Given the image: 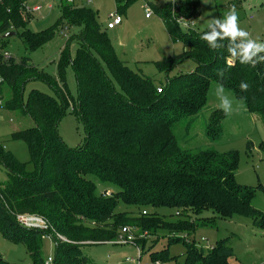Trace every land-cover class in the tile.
I'll return each instance as SVG.
<instances>
[{
  "label": "trees",
  "instance_id": "1",
  "mask_svg": "<svg viewBox=\"0 0 264 264\" xmlns=\"http://www.w3.org/2000/svg\"><path fill=\"white\" fill-rule=\"evenodd\" d=\"M28 1L0 0V40L23 30L24 43L34 51L65 26L80 30L61 52L56 77L40 71L28 57L14 61L6 53L0 54V101L5 98V89L10 91L0 110L19 112L35 123V127L12 135L27 144L33 172L0 145V162L8 173L7 182L0 187V231L4 238L24 244L31 264H46L42 249L46 235L56 245L53 264H88L82 253L83 242H113L123 228L134 227L139 241L136 244L143 249L146 239L138 237H159L160 232H166L168 246L179 242L186 246L184 264H229L234 257L230 238L217 241L211 249H199L187 238L199 228L208 227L210 221L233 216L248 218L254 227L264 230V212L253 206L255 191L236 180L238 152L186 149L179 143L175 127L206 108L211 80L223 83L244 103L247 112L264 123V62L255 68L238 61L229 65L225 49L213 51L200 39L204 32L182 31L172 19L170 2L150 4L172 41L184 46L181 54L157 62L158 71L169 74L187 59L196 64L194 72L176 76L159 91L153 79L120 60L93 10L63 5L54 26L31 33L26 29L32 18L25 15ZM115 1L122 15L138 0ZM200 3L182 0L180 4L186 10L182 15L186 19L195 17ZM73 40L80 45L74 58L68 49ZM69 66L77 80V99L67 84ZM221 69L225 73L222 81L217 76ZM33 81L49 85L54 96L32 90L26 98V87ZM241 81L250 85L248 91L241 92ZM71 106L87 135L85 145L78 149L68 147L58 132ZM226 117L222 110L213 111L206 128L210 141L221 139ZM261 149L264 152V143ZM98 184L104 191L111 189L112 195L103 197ZM119 203L137 211L117 212ZM160 208L175 210L178 219L152 212ZM18 215L42 216L52 228H24L17 222ZM151 258L155 263L177 259L169 257L168 247L152 252ZM0 264L9 263L0 258Z\"/></svg>",
  "mask_w": 264,
  "mask_h": 264
},
{
  "label": "rangeland",
  "instance_id": "2",
  "mask_svg": "<svg viewBox=\"0 0 264 264\" xmlns=\"http://www.w3.org/2000/svg\"><path fill=\"white\" fill-rule=\"evenodd\" d=\"M181 1L138 0L128 8L126 14H122L123 23L114 30L107 29V21L110 14L117 12L115 0H91L84 7L97 14L98 22L106 32L120 60L126 62L133 71L153 79L159 90L165 89L168 81L176 76L194 72L196 64L193 60L187 59L169 74L158 71L157 62L165 57L181 54L184 46L182 43L172 41L163 20L154 13L151 7H148L147 3L162 6L170 2L173 12L172 19L176 21L182 31H194L196 33L205 32L210 19L223 17L232 6H235L240 27L248 31L252 38L264 41V0H201L198 15L191 19H186L183 16L186 10L185 6L180 4ZM27 5L30 8L42 7L40 12L32 15L26 28L31 33H42L59 21L62 15V6L67 4L65 0H29ZM148 13H150L151 19L146 18ZM186 23L188 27L183 25ZM79 30L77 27L69 26L66 35H62L59 31L52 40L34 51H31L24 43L21 37L24 31L20 30L19 35L0 40V54H8L14 61L28 57L31 64L40 71L56 77L58 74L57 63L61 52L66 48L70 39L79 33ZM79 46L77 40L71 42L68 49L72 58L76 56ZM217 83V80L210 82L206 108L198 116L186 118L178 123L175 127V133L179 143L186 149L214 148L220 153L238 152L240 164L236 180L255 191L256 198L253 201V206L264 212V152L261 149V144L264 143V123L259 116L247 112L244 103L237 100L224 87L225 95L233 100L234 110L222 122L223 134L221 139L217 142L210 141L206 136L210 116L213 111L221 110L218 106L220 101L215 94ZM67 84L72 97L77 99L78 86L72 66L67 68ZM32 90L54 96V91L42 81H33L27 85L26 98ZM9 94L10 91L5 89V98L0 101L1 106L5 105V100L9 98ZM33 127H35V123L29 117H23L19 112L0 110V145L6 152H10L19 161L26 164V169L29 172L34 171V166L30 163L28 146L24 141L14 140L12 135L17 131ZM58 132L66 145L72 149L81 148L86 143L85 127L73 111L72 106L60 122ZM7 180V170L0 162V187ZM98 185L99 192L103 197L112 195L111 189L104 191V187ZM116 211L134 213L137 210L119 203ZM152 212L165 216L175 215L169 218L178 219L173 209L160 208L154 209ZM182 237L184 238L185 235ZM225 238L231 239L234 251V257L229 259V264H264V230L254 227L252 220L245 217L233 216L226 219H216L215 222L210 221L208 227L199 228L187 240L195 242L199 249H211L217 241ZM63 239L62 241L69 242L64 236ZM138 239H146L147 242L145 249L140 246L142 251L140 259L137 247L131 244L103 243L90 245L89 242H83L82 253L88 259V264H135L127 262L128 258L139 259L141 264H156L151 258V253L162 251L168 247L169 257H176L177 259L161 262V264H184L186 246L183 242L168 246L169 236L166 232H160L159 237L143 235ZM135 243L138 244L139 241ZM42 246L46 261L55 256L56 245L51 237L46 235L42 241ZM0 258L9 264L32 263L25 245L6 240L1 231Z\"/></svg>",
  "mask_w": 264,
  "mask_h": 264
},
{
  "label": "clouds",
  "instance_id": "3",
  "mask_svg": "<svg viewBox=\"0 0 264 264\" xmlns=\"http://www.w3.org/2000/svg\"><path fill=\"white\" fill-rule=\"evenodd\" d=\"M200 39L206 42L209 49L216 51L225 49L228 56L227 62L234 66L238 61L242 66L255 68L257 64L264 62V41L251 37L250 33L239 25V16L235 6H232L223 17H214L208 21L207 30L201 34ZM226 42V43H225ZM222 81L225 78L224 70L217 72ZM250 85L241 81V92L248 91ZM216 97L220 101L219 108L225 115L233 112V100L225 95L223 83L218 81L215 90Z\"/></svg>",
  "mask_w": 264,
  "mask_h": 264
},
{
  "label": "built area",
  "instance_id": "4",
  "mask_svg": "<svg viewBox=\"0 0 264 264\" xmlns=\"http://www.w3.org/2000/svg\"><path fill=\"white\" fill-rule=\"evenodd\" d=\"M148 1V0H147ZM67 5L73 6V7H84L87 3H90L91 0H65ZM148 7H150V4H148ZM42 10L41 6H36L33 8H30L28 5H25V15H34L37 12H40ZM151 15L148 13L146 15V18H150ZM123 22V17L121 14L118 12L112 13L108 16V21H107V29L113 30L116 27L120 26ZM185 27H188V24H183ZM68 26H65L62 28L60 33L62 35H66V30L68 29ZM7 58H9V55H6ZM3 78L0 73V84L2 83ZM161 91V90H159ZM110 195V193H107ZM144 215H146V211L143 212ZM17 222L24 228L27 229H34V230H43V231H48L51 226L46 221L44 218L39 217L37 215H18L16 217ZM137 229L134 227H125L122 229L118 239L114 240L113 242L109 243H114V244H119V245H134L138 249V255L139 259L142 257V251L141 248L135 243L136 241V234ZM50 237V235H47ZM57 237L61 240H64L62 236L57 234ZM134 260V259H127V262L129 263H135V264H141L140 261ZM46 264H53V257H50L47 261ZM156 264H161V262H157Z\"/></svg>",
  "mask_w": 264,
  "mask_h": 264
},
{
  "label": "water",
  "instance_id": "5",
  "mask_svg": "<svg viewBox=\"0 0 264 264\" xmlns=\"http://www.w3.org/2000/svg\"><path fill=\"white\" fill-rule=\"evenodd\" d=\"M15 32H12V33H8L7 35H5V38H10V37H13L15 36Z\"/></svg>",
  "mask_w": 264,
  "mask_h": 264
},
{
  "label": "crops",
  "instance_id": "6",
  "mask_svg": "<svg viewBox=\"0 0 264 264\" xmlns=\"http://www.w3.org/2000/svg\"><path fill=\"white\" fill-rule=\"evenodd\" d=\"M151 18H152V17H150V18H148V19H151ZM122 23H123V22H122ZM121 25H122V24H121ZM121 25H120V26H121ZM116 28H117V27H116ZM113 30H114V29H113Z\"/></svg>",
  "mask_w": 264,
  "mask_h": 264
}]
</instances>
